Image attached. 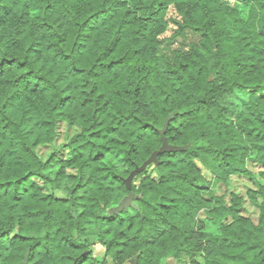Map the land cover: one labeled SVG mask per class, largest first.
Here are the masks:
<instances>
[{"label":"trees","instance_id":"1","mask_svg":"<svg viewBox=\"0 0 264 264\" xmlns=\"http://www.w3.org/2000/svg\"><path fill=\"white\" fill-rule=\"evenodd\" d=\"M263 90L264 0H0V264H264V183L257 223L220 192L264 167ZM165 124L187 148L127 189Z\"/></svg>","mask_w":264,"mask_h":264},{"label":"rangeland","instance_id":"2","mask_svg":"<svg viewBox=\"0 0 264 264\" xmlns=\"http://www.w3.org/2000/svg\"><path fill=\"white\" fill-rule=\"evenodd\" d=\"M230 2L233 0H229ZM174 17L173 9L170 8L168 10V17ZM176 25L173 22H170L167 30L162 35V39L170 40L171 35L175 32ZM198 40L197 35L186 33L181 37H177L175 39L176 44H173V47H179L181 44H184L186 47L192 42H196ZM174 42V41H173ZM264 93V90L262 91ZM244 96L246 94H243ZM57 134L55 141L47 144L38 146L36 148V153L39 158L45 162L48 160V157L51 154L60 155V157L68 158V148L64 146L67 144L71 138H73L77 133L80 132V127L77 125L69 124L66 122H59L56 128ZM63 149V150H62ZM65 149V151H64ZM67 151V154L65 152ZM67 173H76V169L69 168L66 170ZM264 171V167L257 163L252 157H249L245 161V171L232 174L228 176L226 184L223 186L221 193L224 194V201L226 204H230L232 200V196L242 197V201L240 202L239 212L251 218L254 223H257L259 216V200L255 201V199L251 198L249 192L256 191L258 187L264 183L262 178L260 177V172ZM37 182L41 183L37 180ZM43 191L45 193H51L57 197L64 198V194L57 189H52L48 185H42ZM231 218L228 216L224 218V221H229ZM202 223H198L199 227ZM16 231V230H14ZM12 234H15L13 232ZM92 239V238H91ZM95 250H100V246L93 245L92 247ZM107 261L113 264V261L108 257ZM135 262H133L134 264ZM167 263V261H166ZM164 263V264H166Z\"/></svg>","mask_w":264,"mask_h":264},{"label":"water","instance_id":"3","mask_svg":"<svg viewBox=\"0 0 264 264\" xmlns=\"http://www.w3.org/2000/svg\"><path fill=\"white\" fill-rule=\"evenodd\" d=\"M166 129V124L164 125V127L160 130V134H161V139H162V144L160 146L159 149H157L156 151H154L149 158L144 161L140 166H135V168L130 172V174L124 179V182L126 184L127 189L130 188L131 186V182L132 179L137 176L139 173H141L146 167L147 165L151 164V163H157V155L160 153H164V152H171V151H181L187 148V146H178V145H170L167 142V139L164 135ZM131 198L132 195L129 194L128 196H126L116 207L109 209V213H117L119 211H121L123 208L128 209V206L131 202ZM134 206V205H133ZM29 250H27V254H28ZM166 264H175L173 262L172 259L167 260Z\"/></svg>","mask_w":264,"mask_h":264}]
</instances>
